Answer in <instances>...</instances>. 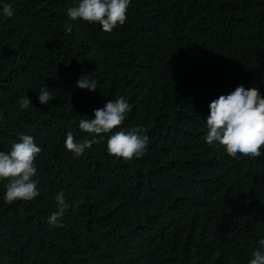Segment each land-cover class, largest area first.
<instances>
[{"label":"trees","instance_id":"obj_1","mask_svg":"<svg viewBox=\"0 0 264 264\" xmlns=\"http://www.w3.org/2000/svg\"><path fill=\"white\" fill-rule=\"evenodd\" d=\"M5 3L0 152L21 134L42 151L39 196L7 203L0 181V264H249L264 239V148L231 158L206 143V119L239 86L264 97V0H131L111 33L69 19L79 0ZM88 75L95 92L76 87ZM120 97L130 111L113 132L143 128L145 154L110 156L112 133L69 152L67 133L92 139L79 121ZM59 192L75 207L53 225Z\"/></svg>","mask_w":264,"mask_h":264},{"label":"clouds","instance_id":"obj_2","mask_svg":"<svg viewBox=\"0 0 264 264\" xmlns=\"http://www.w3.org/2000/svg\"><path fill=\"white\" fill-rule=\"evenodd\" d=\"M131 0H79L75 7L67 9L70 20H81L88 24H99L105 33H111L118 25L125 24ZM3 14L11 18L14 10L11 4L0 5ZM67 26V31H72ZM92 75L81 76L76 87L81 90L95 92L97 84ZM51 99L48 87L41 89L38 100L41 105H47ZM31 104L28 96L20 99V107L27 109ZM210 114L206 119V143L222 146L231 158L245 156L257 158L264 148V97L255 88L237 87L228 95H221L209 105ZM130 105L124 97L109 99L105 106L94 110V119H81L79 129L92 135V139L77 142L69 131L65 139V148L80 157L86 149L103 139V134H109L107 151L110 156L122 158L125 161L141 158L146 152L148 136L143 135V128H133L127 132L115 131L126 119ZM99 137L100 139H97ZM18 143H14L10 152H0V181H7L5 200L31 201L39 196L37 184L33 177L37 174L35 161L42 151L30 135L21 134ZM58 211L49 218V223L55 225L57 220L69 209L63 192L55 196ZM58 226V225H57ZM259 247L253 252L249 264H264V239L259 240Z\"/></svg>","mask_w":264,"mask_h":264}]
</instances>
